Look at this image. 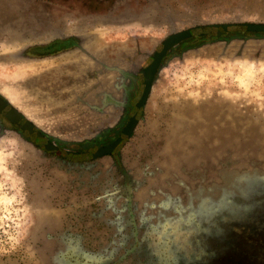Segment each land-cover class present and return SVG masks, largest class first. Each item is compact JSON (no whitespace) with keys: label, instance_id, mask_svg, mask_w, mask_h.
<instances>
[{"label":"rangeland","instance_id":"rangeland-1","mask_svg":"<svg viewBox=\"0 0 264 264\" xmlns=\"http://www.w3.org/2000/svg\"><path fill=\"white\" fill-rule=\"evenodd\" d=\"M242 21L264 0H0V95L65 142L116 126L122 72L195 27L115 155L64 159L0 119V264H264V37H197Z\"/></svg>","mask_w":264,"mask_h":264},{"label":"flooded vegetation","instance_id":"flooded-vegetation-1","mask_svg":"<svg viewBox=\"0 0 264 264\" xmlns=\"http://www.w3.org/2000/svg\"><path fill=\"white\" fill-rule=\"evenodd\" d=\"M215 30H218V29H215ZM212 31H214V30H212ZM212 31L209 33H200V31L198 29V32H197L198 36L197 37H200V41H204V40H206L205 37L209 38L210 34H212ZM218 32H219L218 33L219 35H218L217 39H225V40H228L227 39L228 37L230 39H232L235 37H244V36H251V35L258 36V37H264V35H257V33H249V32H223V33H221L219 30H218ZM199 34H202V35H199ZM193 36L194 35L183 39L182 42H180L179 44H177L174 47H172L171 49H169L167 51V54L164 57V59H166L169 56V54L171 52H173L172 49H174L177 46H179V47L180 46L183 47L182 45H184L185 47L191 46L190 44L187 45V43H192L194 41L195 38H193ZM76 45H78L77 38H72V37L62 38V39L57 38V39L50 41L48 44H46L44 46L33 47V49H32L33 55H31V56H33V57L48 56V55H52V54L61 52L63 50H67V49L71 48L72 46H76ZM163 60L161 61V63L163 62ZM122 74L125 78H127L128 83L126 85H123V87H122L123 92L125 94V97H124V102L122 103L123 114H122L121 120L111 130H107V131L102 132V134L96 136L91 141H85V142H81V143H73V142H65V141L51 139V138L44 136V133L42 131H40L39 129H37L33 124H32L33 131H31V132H28L27 130L23 131L21 128L23 121H21V122L18 121V123L12 122L6 116V114L8 112L7 113L1 112L0 113V119H2V120L5 119L11 126H13L22 135L26 136L27 138H34V141H36L37 145L40 144L42 146V148H44L45 150L49 151L50 153H54V154H56V155H58L64 159H67L68 154H71L70 155L71 157L74 156L75 154L85 155V153H87L88 151H90V150L94 151L96 149V147L110 143V142H112V141H114L120 137L121 140L117 144V146L115 147V150H114V155H115L116 148L123 142V140L125 138H129L130 136H132L134 129L137 125V123H136V125L132 131V134L129 137L122 134V129L130 121V117L135 116V118L137 119L135 112H132V111L134 108L140 109V108H136L135 104L137 102V96H136L138 93L137 87H139L141 85L142 80H143V77H142V79H139V77L137 75H134L130 72L123 71ZM129 74L134 76L136 84H134L132 79L128 76ZM141 76H142V73H141ZM0 97L3 98L1 95H0ZM10 106L11 105H9V107ZM25 119H23V120H25ZM137 122H138V119H137ZM0 123H1V120H0ZM40 141H41V143H40ZM71 143H73L74 145H71ZM92 143L95 144L93 148L90 146V144H92ZM47 146H48V148H47ZM93 151L90 154L91 158H92ZM120 170H122V168H120ZM124 173L125 172H123V175H124ZM125 178H127V175L125 176ZM126 183L129 184L128 181H126Z\"/></svg>","mask_w":264,"mask_h":264},{"label":"water","instance_id":"water-1","mask_svg":"<svg viewBox=\"0 0 264 264\" xmlns=\"http://www.w3.org/2000/svg\"><path fill=\"white\" fill-rule=\"evenodd\" d=\"M200 33H209L212 30L218 29L221 33L223 32H249V33H257V35H264V22H253V21H242V22H225V23H213L198 26ZM195 27L188 28L187 30H181L166 36L161 42V49L153 52L152 60L141 70L142 73V83L138 89L137 93V102L135 104L136 108H141L145 105L146 100L151 91V87L155 76L158 72V69L161 65V61L167 54V51L179 44L183 41V39L188 38L193 35ZM202 35V34H199ZM230 40V38H227ZM134 84H136L135 78L133 75H128ZM8 100L0 97V113L8 112L6 116L14 123H18V121H23L21 128L23 131L27 130L28 132L33 131L32 124L27 121L24 116L12 106L9 107ZM25 119V120H23ZM137 123V119L135 116L130 117V121L127 125L122 129V134L125 136H130L132 131ZM121 138H117L116 140L107 143L105 145H100L96 147V149L92 153V158H99L106 155H114V150L117 144L120 142ZM94 143L90 144L93 148ZM48 148V146H47ZM64 155V154H63ZM71 154H68L67 158H70ZM65 157V156H64ZM126 176V174L124 173ZM128 191L130 192V185L126 184Z\"/></svg>","mask_w":264,"mask_h":264},{"label":"trees","instance_id":"trees-1","mask_svg":"<svg viewBox=\"0 0 264 264\" xmlns=\"http://www.w3.org/2000/svg\"><path fill=\"white\" fill-rule=\"evenodd\" d=\"M32 49H33V48H31V49L27 52L28 55H33ZM71 145H74V144L71 143Z\"/></svg>","mask_w":264,"mask_h":264}]
</instances>
